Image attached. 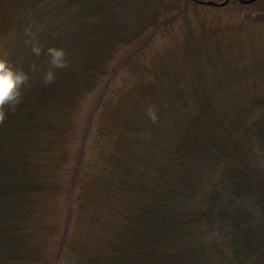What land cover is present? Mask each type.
I'll list each match as a JSON object with an SVG mask.
<instances>
[{"label":"trees","instance_id":"1","mask_svg":"<svg viewBox=\"0 0 264 264\" xmlns=\"http://www.w3.org/2000/svg\"><path fill=\"white\" fill-rule=\"evenodd\" d=\"M223 1L0 0V264H264V0Z\"/></svg>","mask_w":264,"mask_h":264},{"label":"clouds","instance_id":"2","mask_svg":"<svg viewBox=\"0 0 264 264\" xmlns=\"http://www.w3.org/2000/svg\"><path fill=\"white\" fill-rule=\"evenodd\" d=\"M24 34L29 39H26L24 43L30 45L31 52L35 56H40L42 53L48 56V70L44 74L43 81L44 86L50 85L57 79L54 69H62L68 66V60L66 59V52L63 48L50 46L46 49V52L42 45L37 40V34L33 31L32 25L28 24L24 27ZM31 71H39L35 64L30 65ZM29 82V75L23 69L16 68L7 59V53L0 56V124H2L6 118L7 109L9 112H15L16 108L21 103L22 87ZM146 114L155 123L158 119L157 113L153 107L147 109Z\"/></svg>","mask_w":264,"mask_h":264},{"label":"rangeland","instance_id":"3","mask_svg":"<svg viewBox=\"0 0 264 264\" xmlns=\"http://www.w3.org/2000/svg\"><path fill=\"white\" fill-rule=\"evenodd\" d=\"M120 73H117L110 86L116 85ZM98 97V92H95L87 97L83 103L81 110V116L79 120V128L77 129V139L73 145L74 153L78 154L77 150L81 151V157L85 158L87 156V148L89 147L93 135H94V125L96 121V116L98 113V107L96 106V100ZM83 149V151H82Z\"/></svg>","mask_w":264,"mask_h":264},{"label":"water","instance_id":"4","mask_svg":"<svg viewBox=\"0 0 264 264\" xmlns=\"http://www.w3.org/2000/svg\"><path fill=\"white\" fill-rule=\"evenodd\" d=\"M226 0H224L222 3H225ZM243 2H247L249 0H242ZM208 3H212V1H207Z\"/></svg>","mask_w":264,"mask_h":264}]
</instances>
